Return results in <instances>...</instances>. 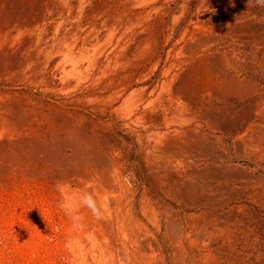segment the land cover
Wrapping results in <instances>:
<instances>
[{
  "label": "rangeland",
  "instance_id": "rangeland-1",
  "mask_svg": "<svg viewBox=\"0 0 264 264\" xmlns=\"http://www.w3.org/2000/svg\"><path fill=\"white\" fill-rule=\"evenodd\" d=\"M0 264H264V6L0 0Z\"/></svg>",
  "mask_w": 264,
  "mask_h": 264
},
{
  "label": "clouds",
  "instance_id": "clouds-1",
  "mask_svg": "<svg viewBox=\"0 0 264 264\" xmlns=\"http://www.w3.org/2000/svg\"><path fill=\"white\" fill-rule=\"evenodd\" d=\"M257 3L264 6V0H257ZM66 213L74 222H79L83 217L80 215V209H88L97 220L103 219V207L97 201V198L91 192H82L76 195L73 205L62 204Z\"/></svg>",
  "mask_w": 264,
  "mask_h": 264
},
{
  "label": "bare ground",
  "instance_id": "bare-ground-1",
  "mask_svg": "<svg viewBox=\"0 0 264 264\" xmlns=\"http://www.w3.org/2000/svg\"><path fill=\"white\" fill-rule=\"evenodd\" d=\"M98 41V40H97ZM75 64H72L71 66L73 67Z\"/></svg>",
  "mask_w": 264,
  "mask_h": 264
}]
</instances>
